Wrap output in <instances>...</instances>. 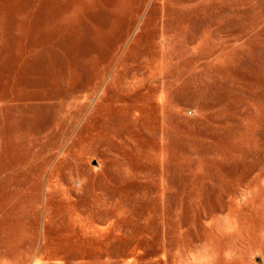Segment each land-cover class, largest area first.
I'll return each instance as SVG.
<instances>
[{
  "label": "rangeland",
  "instance_id": "obj_1",
  "mask_svg": "<svg viewBox=\"0 0 264 264\" xmlns=\"http://www.w3.org/2000/svg\"><path fill=\"white\" fill-rule=\"evenodd\" d=\"M0 264H264V0H0Z\"/></svg>",
  "mask_w": 264,
  "mask_h": 264
}]
</instances>
